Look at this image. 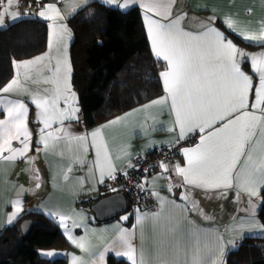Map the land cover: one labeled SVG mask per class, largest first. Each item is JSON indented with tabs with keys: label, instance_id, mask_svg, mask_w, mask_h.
Returning <instances> with one entry per match:
<instances>
[{
	"label": "crops",
	"instance_id": "0c3cea01",
	"mask_svg": "<svg viewBox=\"0 0 264 264\" xmlns=\"http://www.w3.org/2000/svg\"><path fill=\"white\" fill-rule=\"evenodd\" d=\"M92 2L120 8L115 4L105 3L104 0H87V3H83L82 0H48L45 4L24 11L18 0H12L11 6L4 0L0 9V13H4L0 28L18 20L26 15L25 13L38 16L48 21L50 25L52 20L42 18L38 13L46 5L54 3L63 17L57 23L66 27L70 33L66 39V57L63 58H66L70 65L67 83L71 89L73 85L70 47L73 30L69 20L79 9ZM119 2L123 3L124 0ZM148 2L149 0H137L136 3H129L128 7L120 9L141 7L154 53L145 19L146 10L143 7ZM168 7L170 15L167 19L157 16L155 12L148 15L164 23L179 16L181 19L178 27L193 35L204 32L207 27H213L223 33L238 50L249 54L245 57L237 56V60L241 70L252 79V88L246 99L247 107L242 111H247L258 118L251 121L253 135L250 143L254 148L253 160L259 164L260 160L264 159V104L257 108L252 107L256 102L255 89L259 85V74L252 68L251 56L264 53V41L246 40L239 33L242 32L246 36L261 35L264 31V0H169ZM12 14H18V18L12 19ZM46 15L54 14L46 12ZM230 33L237 35L246 44L238 43ZM37 57L43 59L27 65L28 70L23 62L35 61ZM155 57L165 63L163 70L165 71L168 67L167 61L162 57L156 55ZM56 59L55 46L50 48L49 39L48 49L30 58L19 60L20 73L16 72L15 67L14 76L6 84L15 79L23 90L0 93L6 98L20 99L26 104V122L31 133L30 149L23 157L17 155V158L10 160L0 158V232L26 210L43 211L59 223L60 215L69 217L70 219L65 221L70 226L67 235L60 223L70 245L60 249L61 252L64 250V255L68 257V264H108L109 256L126 259L132 263L126 255H117V252H127L126 248L114 243L123 234L121 230L128 234V240L135 249L137 264H140L141 258L143 264H226L228 252L238 247L242 238L264 236V229L261 228L264 223L258 215L264 186L257 185L258 195L251 196L243 186H236L235 180L232 181V187L206 189L186 184L183 176L177 174L175 170L177 165L181 167L187 165V157L183 151L180 157L167 164V173L154 172L147 178L146 184L154 190L156 202L154 210H135L125 195L127 199L125 212L98 220L91 206L98 199L110 196L99 191L104 181L130 168L129 165H133V157L137 153L171 145L180 139L175 111L164 86V93L161 96L86 129L79 120L81 109L78 96V100L70 104L71 107L78 109L75 118L64 119L62 123L59 120L53 122L45 133H51L45 147L39 143L41 136L39 129L44 125L37 122L40 120L39 110L32 103L31 94L44 95L46 90L49 95L54 94L46 81H50L55 89L59 88L61 93L65 94L63 65L61 78L57 80L54 72ZM17 74L19 76H16ZM161 98H166L163 103H153ZM59 108H64L62 99ZM239 114L234 113L231 118ZM6 118V112L0 109V119ZM112 121L116 123H110ZM221 123L217 121L211 128H206L204 133L198 129L191 132L199 131L201 138L202 135L219 128ZM97 129L99 134L93 138L91 133ZM189 133L186 131L185 136ZM82 136L86 137V140L78 139ZM200 138L197 143L186 148L196 147L200 144ZM10 143L13 148L22 147L17 140L13 139ZM248 150L250 149L246 145V151ZM4 155L9 153L5 151ZM244 159V156L240 157L241 164L238 167L242 166ZM109 168L112 169L111 175H108ZM34 171H38V178L33 174ZM170 184L173 186L171 192L168 189ZM182 194L187 196L186 200L181 199ZM89 198L93 199L89 206L79 205V200ZM17 200L20 201L18 205L20 211L9 223L10 214L16 210ZM73 222L78 226L71 227ZM68 235L76 242L73 243Z\"/></svg>",
	"mask_w": 264,
	"mask_h": 264
},
{
	"label": "snow or ice",
	"instance_id": "6c2138e0",
	"mask_svg": "<svg viewBox=\"0 0 264 264\" xmlns=\"http://www.w3.org/2000/svg\"><path fill=\"white\" fill-rule=\"evenodd\" d=\"M87 3V0H82ZM105 3L115 4L117 7L126 8L129 3H136L137 0H104ZM4 0H0L2 6ZM9 6L12 0H7ZM169 0H149L144 4L145 19L147 21L148 32L151 37L154 54L167 61V69L160 73L165 90L171 98V106L175 111L176 124L179 127V138L185 137L186 131L191 132L198 129L204 133L206 128H211L217 121L222 122L219 128L202 135L200 144L194 148L183 149V154L187 157L186 167L176 166V172L183 176L186 184L195 185L201 188L232 187V181L237 182L236 186H243L251 196L258 195L257 185L264 186V159L259 164L253 160L251 137L253 135V125L251 121L258 119L250 114L246 109L247 94L252 88V79L245 74L237 60V56L245 57L248 53L238 50L236 46L213 27H207L206 30L198 35L185 32L178 27L181 17L164 23L160 19H154L148 13L155 14L163 19L170 15L168 7ZM73 11L75 8L72 9ZM51 12L54 15H46ZM3 14L0 13V24L3 23ZM28 14V13H25ZM38 15L44 19L52 20L49 25L50 48L54 45L57 52L56 66L54 72L56 78H61V65H63V79L65 83V92L61 93L57 88L54 94L49 95L47 90L44 95L32 93V103L39 110L40 120L44 127L39 129L41 136L39 143L47 147L48 137L51 133L46 130L52 126L53 122L64 119L75 118V109L70 106L75 93H72L68 85V75L70 74V65L66 58V39L70 33L63 25L57 21L63 19L60 16L56 5H46ZM18 14H12V19H17ZM231 28V24L228 25ZM242 38L250 41H264V31L261 35H244L239 33ZM227 41V42H225ZM43 57H37L35 61L23 62L24 66L34 64L42 60ZM252 68L259 74V85L255 89L256 102L252 105L257 108L264 104V53L252 54ZM17 80L11 81L0 93H9L12 91H22ZM15 86V87H14ZM63 100L65 108H59V103ZM164 99L154 101L153 103H163ZM0 109L6 112V119H0V158L10 160L17 158V155L23 157L25 152L30 149L31 133L27 127L26 112L27 106L20 99L6 98L0 95ZM239 112L235 118H231L234 113ZM120 118H117L119 120ZM241 121H246L241 124ZM110 123H116L112 121ZM99 134V129L91 133L95 138ZM17 140L22 145L19 148L11 147V140ZM80 140H86V137H78ZM246 145L250 150L246 151ZM7 146V147H6ZM7 151L9 155H4ZM99 149L97 155L99 156ZM245 159L242 166L240 157ZM131 167V165H129ZM161 168L164 173L168 172V165L161 162ZM147 171V170H145ZM112 169L109 168L108 175H111ZM38 178V171H34ZM104 173H101L103 178ZM114 178V177H113ZM39 187V184H37ZM172 185L168 186L172 191ZM182 200L187 196L182 194ZM20 201L15 202L16 210L10 214L9 223L16 217L20 211L18 205ZM70 219L60 215L61 226L67 235L70 232V226L65 221ZM127 219V217H123ZM140 217L138 216V222ZM74 222L71 227H77ZM264 229V226H261ZM122 231L120 238L114 242L121 248H126V253L117 252V255H126L137 264L135 249L128 240V234ZM68 238L75 243V239L68 235ZM234 244V242H233ZM49 252L46 255H52ZM103 254H101L102 256ZM140 264H143L141 258Z\"/></svg>",
	"mask_w": 264,
	"mask_h": 264
},
{
	"label": "trees",
	"instance_id": "16d2710c",
	"mask_svg": "<svg viewBox=\"0 0 264 264\" xmlns=\"http://www.w3.org/2000/svg\"><path fill=\"white\" fill-rule=\"evenodd\" d=\"M31 8L21 7L24 11ZM69 21L73 30L72 85L79 96L81 122L86 129L164 93L160 73L165 63L152 51L141 7L122 10L92 2ZM230 34L238 43L246 44ZM49 39L48 21L29 13L0 28V89L14 76L16 62L48 49ZM261 196L258 215L264 223V188ZM78 202L82 207L89 206L93 199ZM25 219L32 221L27 234L21 228ZM68 246L55 218L40 210H26L0 232V264H68L65 255L51 259L40 251ZM108 264L132 263L109 256ZM226 264H264V236L242 238L238 247L228 252Z\"/></svg>",
	"mask_w": 264,
	"mask_h": 264
},
{
	"label": "built area",
	"instance_id": "2783aa9c",
	"mask_svg": "<svg viewBox=\"0 0 264 264\" xmlns=\"http://www.w3.org/2000/svg\"><path fill=\"white\" fill-rule=\"evenodd\" d=\"M20 1L22 7L25 9L31 8L33 4L37 6L48 2V0ZM79 120H83L82 113L79 115ZM199 138L200 132L194 131L187 134L183 139H178L171 145L137 153L133 157V165L130 168L118 172L115 176L108 178L100 185V193L106 195L123 192L129 198L135 210H154L156 207L154 190L146 184L148 176L154 172H161V162L169 164L177 159L181 156L183 149L197 143Z\"/></svg>",
	"mask_w": 264,
	"mask_h": 264
},
{
	"label": "water",
	"instance_id": "95a60500",
	"mask_svg": "<svg viewBox=\"0 0 264 264\" xmlns=\"http://www.w3.org/2000/svg\"><path fill=\"white\" fill-rule=\"evenodd\" d=\"M92 211L95 213L98 220L108 219L121 213L127 209V199L123 192H116L98 199L91 206ZM31 220L25 219L21 223L23 234H27L30 230Z\"/></svg>",
	"mask_w": 264,
	"mask_h": 264
},
{
	"label": "rangeland",
	"instance_id": "374dc122",
	"mask_svg": "<svg viewBox=\"0 0 264 264\" xmlns=\"http://www.w3.org/2000/svg\"><path fill=\"white\" fill-rule=\"evenodd\" d=\"M21 1L20 0H18V3H19V5H20V7H22V4L20 3ZM31 7H34V4L33 5H31ZM63 58V57H62ZM20 61H17L16 62V65H15V67H16V72L17 73H20V70H19V63ZM28 70H29V68H28V66L26 67ZM16 76H19L18 74L16 75ZM38 83H43V82H38ZM47 85H48V87H50L54 92H55V87L52 85V83L50 82V81H46L45 82ZM49 88V89H50ZM71 92L72 93H75V96L72 98V102H73V104L75 103V101L76 100H78V95H77V92L76 91H74V89H73V87H71ZM65 94H67L66 92H65ZM59 106V105H58ZM64 108H65V104H64ZM62 250V249H61ZM61 250L60 249H49V248H44V249H40V251H41V255H43L44 257H48V258H51V259H53V258H56V257H59V256H62V255H64V250H63V252H61ZM49 252H51V253H53L52 255H46V253H49Z\"/></svg>",
	"mask_w": 264,
	"mask_h": 264
}]
</instances>
